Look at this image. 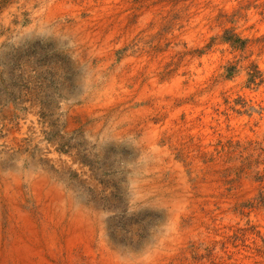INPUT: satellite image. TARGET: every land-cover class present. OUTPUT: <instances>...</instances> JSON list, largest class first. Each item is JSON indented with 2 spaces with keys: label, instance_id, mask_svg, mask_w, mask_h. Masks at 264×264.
Listing matches in <instances>:
<instances>
[{
  "label": "rangeland",
  "instance_id": "rangeland-1",
  "mask_svg": "<svg viewBox=\"0 0 264 264\" xmlns=\"http://www.w3.org/2000/svg\"><path fill=\"white\" fill-rule=\"evenodd\" d=\"M121 3L128 4L135 25L142 12L158 11L161 25L147 45L148 51L165 53L166 76L178 71L180 76H205L212 90L227 83L214 99L202 102L200 98L193 114L203 130L204 135L200 134L209 138L206 143L197 142L190 162L193 158L199 162L201 172L214 184L203 196L200 216L189 222L196 227L194 238L176 251L163 247L169 228L161 213L164 209L160 212L157 207L133 202L132 186L144 179L141 174L149 178V173H137L141 162L129 147L103 144L87 136V123L64 132L62 106L73 101L85 104L96 86L88 82V69L94 70L99 62L78 59L67 42L25 35L22 30L33 25L25 17L15 24L17 30L0 24V186L3 181L13 184L17 169L33 171L32 160L39 159L36 145L20 152L8 151L4 145L5 122L33 109L45 140L75 155L83 165L85 176L68 171L67 182L96 203L107 220L108 236L120 249L134 252L138 260L145 258V264H264V0H118ZM174 30L181 32L177 43L172 39ZM187 30L192 35H184ZM8 105L12 106L10 114ZM185 116L183 110V127L189 123ZM176 157L180 161L189 158L182 152ZM19 184L26 188L23 180ZM28 210L36 223L44 221L41 207L31 203ZM10 220L7 200L0 197L2 229ZM48 259L51 264H90L87 251L79 247L71 254L65 251Z\"/></svg>",
  "mask_w": 264,
  "mask_h": 264
},
{
  "label": "bare ground",
  "instance_id": "bare-ground-1",
  "mask_svg": "<svg viewBox=\"0 0 264 264\" xmlns=\"http://www.w3.org/2000/svg\"><path fill=\"white\" fill-rule=\"evenodd\" d=\"M82 1L5 0L0 7V24L17 30L25 17L33 22L31 28L22 30L25 35L67 42L78 59L95 58L99 62L94 70L88 69V82L96 86L85 104L73 101L62 106L64 132L71 133L78 123H87V136L103 144L129 147L141 162L137 173H149V178L141 174L144 179L132 186L134 204L157 207L160 212L164 209L161 213L169 228L163 247L174 251L186 248L188 240L197 233L195 225L189 222L200 216L203 196L214 186L209 175L201 172L199 162L194 158L190 162L197 142L206 143L209 138L204 139L193 114L198 111L196 104L200 98L202 102L209 97L214 99L227 83L212 90L205 76H180V71L165 75V53L148 51L147 45L161 25L155 8L142 12L135 25L124 2L118 5V0ZM84 12L89 16L83 17ZM192 32L183 33L188 37ZM180 37L181 32L174 30L172 39L177 43ZM11 107L8 105L7 111H3L10 114ZM183 110L192 125H181ZM39 120L31 109L27 115L18 113L14 120L4 124L8 131L6 149L20 152L36 145L41 162L33 159V171L17 169L13 184L3 181L0 186V197L7 200L11 218L7 228L0 226V260L3 264L8 260L15 264H51L49 256L65 251L71 254L73 248L79 247L87 251L90 264H145V258L138 260L134 252L122 250L112 242L105 227L107 220L96 203L69 186L65 174L74 171L85 176L83 165L75 155L64 153L56 143L45 140ZM180 152L189 156L187 161L177 159ZM86 179L90 180L88 176ZM22 180L25 189L19 184ZM31 203L41 207L44 221L36 223L32 218L28 210Z\"/></svg>",
  "mask_w": 264,
  "mask_h": 264
}]
</instances>
